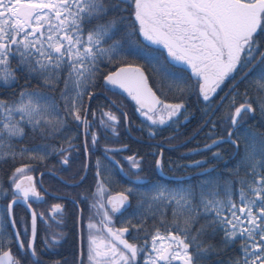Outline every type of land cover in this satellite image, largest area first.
Segmentation results:
<instances>
[{
	"label": "snow or ice",
	"instance_id": "obj_1",
	"mask_svg": "<svg viewBox=\"0 0 264 264\" xmlns=\"http://www.w3.org/2000/svg\"><path fill=\"white\" fill-rule=\"evenodd\" d=\"M0 264H264V0H0Z\"/></svg>",
	"mask_w": 264,
	"mask_h": 264
},
{
	"label": "flooded vegetation",
	"instance_id": "obj_2",
	"mask_svg": "<svg viewBox=\"0 0 264 264\" xmlns=\"http://www.w3.org/2000/svg\"><path fill=\"white\" fill-rule=\"evenodd\" d=\"M113 99H115V97H113ZM168 134L169 133H167V132L164 133L165 136H167ZM137 135H139V133H137V132H133L132 133V136L133 137H135ZM185 139H186V137H183L182 136V138H180L179 140L173 142V146H176V145L181 144L182 141H184ZM125 142H127V141L125 140ZM107 144H108V146H119V145L113 144L111 140H109L107 142ZM194 144L195 143L193 142L191 144V147L190 146H187V147H190V149H191V148L195 147ZM166 147H167V145H166ZM144 150L147 151V149H144ZM187 151H189V149H186L185 147H179V149L177 151H166L165 152V159H167L169 157L172 158V159H174V160L175 159H179L181 157V154L182 153H185ZM97 155H99V153H97ZM117 158L119 159V157H117ZM194 159H197L198 160V159H201V158H198V156H196V157H194ZM182 162L187 163V162H190V161L189 160H185V161H182ZM196 171H198V170H196ZM192 174H193V170H189L188 172H182L181 171V172H176L175 173V175H177V176H179V175H189L190 176ZM58 175L63 176V178L67 180V179H69L70 172L60 173ZM172 175H174V174L173 173L166 172L165 176L164 177H161V179H169V182H172V181H174V180H170V177ZM44 180L46 182V186H57V180H56L55 177L45 175L44 176ZM69 182H71V181H69ZM65 191H72V190L69 188V189H65ZM51 224H52V230L53 231L57 230L56 222L55 221H52ZM70 247H71V242H69L68 244H66L64 246V249H62L61 251H66V250L70 249ZM45 259H47V257H45Z\"/></svg>",
	"mask_w": 264,
	"mask_h": 264
},
{
	"label": "trees",
	"instance_id": "obj_3",
	"mask_svg": "<svg viewBox=\"0 0 264 264\" xmlns=\"http://www.w3.org/2000/svg\"><path fill=\"white\" fill-rule=\"evenodd\" d=\"M182 138V137H181ZM193 143V142H192ZM192 143H190L189 145H187V146H190L191 147V144ZM195 143V142H194ZM195 145V144H194ZM185 147L186 149H190V147ZM208 155H210V153L208 154ZM198 158H202V157H200V156H198ZM230 167H231V165H230ZM173 186L177 183L175 180L174 181H172V182H170ZM17 211H21V209H17ZM212 259L214 260V259H216V257L215 256H213L212 257Z\"/></svg>",
	"mask_w": 264,
	"mask_h": 264
}]
</instances>
